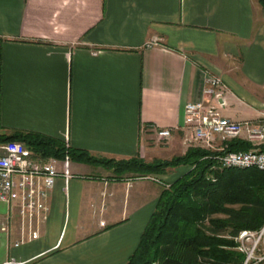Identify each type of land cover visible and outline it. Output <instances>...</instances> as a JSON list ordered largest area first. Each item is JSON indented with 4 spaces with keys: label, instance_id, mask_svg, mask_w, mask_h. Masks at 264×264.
Listing matches in <instances>:
<instances>
[{
    "label": "crops",
    "instance_id": "1",
    "mask_svg": "<svg viewBox=\"0 0 264 264\" xmlns=\"http://www.w3.org/2000/svg\"><path fill=\"white\" fill-rule=\"evenodd\" d=\"M0 41L2 134L37 132L96 158L151 163L201 147L187 142L189 103L255 126L264 119L260 0H0ZM209 76L223 81L212 100ZM231 144L264 150L246 133ZM74 169L57 179L47 221L0 202V264L128 262L171 174L116 180L102 167Z\"/></svg>",
    "mask_w": 264,
    "mask_h": 264
},
{
    "label": "trees",
    "instance_id": "2",
    "mask_svg": "<svg viewBox=\"0 0 264 264\" xmlns=\"http://www.w3.org/2000/svg\"><path fill=\"white\" fill-rule=\"evenodd\" d=\"M260 3L264 9V0ZM0 139L23 142L45 158L114 164L116 171L163 174L168 169L188 166L187 173L163 190L139 245L126 264H245L248 253L241 250L237 238L243 231L259 233L264 228V171L218 169L212 158L218 152L198 146L165 161L146 163L135 158L116 162L93 157L37 132H0ZM248 149L231 144L226 151Z\"/></svg>",
    "mask_w": 264,
    "mask_h": 264
},
{
    "label": "built area",
    "instance_id": "3",
    "mask_svg": "<svg viewBox=\"0 0 264 264\" xmlns=\"http://www.w3.org/2000/svg\"><path fill=\"white\" fill-rule=\"evenodd\" d=\"M157 44L158 41L155 40L149 43L148 47ZM207 83L204 91L206 98L212 100L214 97H220L221 94L217 90L223 87L222 79L209 76ZM185 125L193 132L192 137L187 140L190 145L195 143L207 150L218 152L212 156L218 169H228L232 165H253V169L264 166V150L252 148L247 151H226L227 143L239 138L243 133H246L247 141L253 146L263 143L264 119L257 126L251 121H232L222 116L215 105L201 101L187 104ZM171 135V129L158 131L161 139H168ZM217 139L223 144L220 148H215ZM65 166L66 169L59 168L57 158H45L36 154L23 142L0 139V202L8 205L18 203V213L22 218L47 221L50 211L48 201L57 179L61 176L70 177L69 164ZM255 234L258 240L250 253L251 256L264 240V228L259 233L243 231L239 236L243 240ZM263 259L264 257H261L259 261Z\"/></svg>",
    "mask_w": 264,
    "mask_h": 264
},
{
    "label": "rangeland",
    "instance_id": "4",
    "mask_svg": "<svg viewBox=\"0 0 264 264\" xmlns=\"http://www.w3.org/2000/svg\"><path fill=\"white\" fill-rule=\"evenodd\" d=\"M102 160L104 161H108V160H112V159H103L101 158ZM58 160V163H59V168H63V169H66V166L65 165H68L69 164V171L70 172H76V170L74 169V166L77 165L76 162H73L71 160H68V159H57ZM114 161H121V160H114ZM163 161V160H162ZM155 162V161H154ZM153 163V162H151ZM82 164H86V165H91V166H96V167H102L108 171L111 172V174L114 176L113 179H129V180H132L133 178H140V177H144V176H155V177H158V176H161V175H172L173 171H169L168 173H163V174H147V175H144V174H140V173H135V172H132V171H116V166L114 164H99V163H82ZM95 169V168H93ZM92 169V170H93ZM79 173H83V171L79 172ZM85 173H88V174H95L94 172H85ZM158 175V176H157ZM167 176L165 179H167L166 181V187H168L171 183H173L175 181V177L174 176ZM168 182H171L168 184ZM240 236V235H239ZM256 234L254 236H249V237H246L244 238L243 240H241L239 237L237 238V241H239L241 243V250L243 251H246L248 253V255H250V253L252 252L258 238L255 237ZM264 240H262V242L258 245L255 253L251 256L250 255V258L248 260V264H264V259L259 261V258L261 257H264ZM248 258V257H247Z\"/></svg>",
    "mask_w": 264,
    "mask_h": 264
},
{
    "label": "bare ground",
    "instance_id": "5",
    "mask_svg": "<svg viewBox=\"0 0 264 264\" xmlns=\"http://www.w3.org/2000/svg\"><path fill=\"white\" fill-rule=\"evenodd\" d=\"M228 169H253V165H232V167L228 168ZM257 171H264V166H257ZM247 262V261H246Z\"/></svg>",
    "mask_w": 264,
    "mask_h": 264
},
{
    "label": "water",
    "instance_id": "6",
    "mask_svg": "<svg viewBox=\"0 0 264 264\" xmlns=\"http://www.w3.org/2000/svg\"><path fill=\"white\" fill-rule=\"evenodd\" d=\"M246 263H247V262H246ZM246 263H245V264H246Z\"/></svg>",
    "mask_w": 264,
    "mask_h": 264
}]
</instances>
